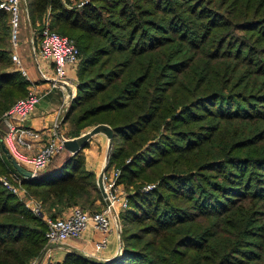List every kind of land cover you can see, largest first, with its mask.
<instances>
[{
    "label": "trees",
    "instance_id": "16d2710c",
    "mask_svg": "<svg viewBox=\"0 0 264 264\" xmlns=\"http://www.w3.org/2000/svg\"><path fill=\"white\" fill-rule=\"evenodd\" d=\"M79 1L26 0L34 26L47 19L74 37L81 61L64 135L113 129L107 169L120 168L128 205L118 211L117 258L71 251L62 264H264V0L70 7ZM9 18L0 9V173H18L42 215L101 210L87 144L62 148L35 177L17 172L1 147L5 114L30 85L12 65ZM45 230L0 182V264L40 256Z\"/></svg>",
    "mask_w": 264,
    "mask_h": 264
},
{
    "label": "built area",
    "instance_id": "2783aa9c",
    "mask_svg": "<svg viewBox=\"0 0 264 264\" xmlns=\"http://www.w3.org/2000/svg\"><path fill=\"white\" fill-rule=\"evenodd\" d=\"M88 1L80 0L78 3H72L70 7H81ZM0 9L7 11L10 15L13 67L27 76L25 66L17 51L22 17L25 15L26 19H29L27 2L26 0H0ZM47 21L46 19L44 26L40 29L37 45L32 46V56L42 78H48V76L39 62L40 59L48 63L53 70V76H50L52 86H66L68 69L79 61V48L74 40L52 30ZM72 97L71 95L70 99ZM37 99L35 93L29 92L7 110L4 118L7 127L4 143L19 162L24 161L31 165L30 170L35 176L64 148V141L67 138L59 128V122L52 126L49 133L42 129L27 127L24 124ZM29 151L33 153L28 154ZM17 174L11 172L7 177L0 174V182L11 193L23 199L24 205L36 215L41 216L46 225L44 250L40 256L33 258L28 264H52V248L63 245L70 239L79 238L88 226H92L101 234L93 242L94 250L98 253L108 245L112 230L114 228L118 231L121 230V223L117 217L118 210L127 207L128 193L124 192L121 184L118 183L119 167L112 166L103 172V185L107 192L109 205L106 204L98 211L84 210L76 205L68 208L63 215L56 217L42 215L40 203L28 195L21 182L22 179ZM8 177H11L16 183L11 182ZM154 186L155 184L149 183L144 186V189L149 190Z\"/></svg>",
    "mask_w": 264,
    "mask_h": 264
},
{
    "label": "crops",
    "instance_id": "0c3cea01",
    "mask_svg": "<svg viewBox=\"0 0 264 264\" xmlns=\"http://www.w3.org/2000/svg\"><path fill=\"white\" fill-rule=\"evenodd\" d=\"M26 20L27 19L24 15L22 17L19 31L17 51L23 61L25 69L29 73V92L35 93L38 99L33 109L30 111L27 119L24 121V124L27 127L42 129L45 130L46 133H49L52 126L56 122H59V128L62 131V127L64 125L62 120L67 108L70 105V96H74L76 93V84L68 80L66 86H52L50 76H53V70L50 67L46 68L43 66L48 78H42L41 75L38 76L40 73L38 72L37 67L33 66V63L30 62L27 54V45L30 46V49H32V46L34 45V36H27L24 33L23 27ZM69 84H71L72 87ZM103 139L104 137L102 135H98V137L95 138V142L89 141V144L83 148L85 166L87 169L94 171L96 176L101 172L106 163V151L104 153L103 150H97L100 146H103ZM105 141V145L108 147L107 138ZM101 152L102 155L99 154ZM27 153L32 154L33 152L29 151ZM100 158H102L101 161L99 160ZM20 163L28 169L31 167V165L27 162L21 161ZM100 235L99 231L95 230L92 226H88L79 238L70 239L63 245L54 246L52 248V264H62L65 255L71 251H76L86 257L103 261H110L117 258L122 251V238L120 231L114 228L109 235L108 245L98 253L94 250L93 242L98 239Z\"/></svg>",
    "mask_w": 264,
    "mask_h": 264
},
{
    "label": "water",
    "instance_id": "95a60500",
    "mask_svg": "<svg viewBox=\"0 0 264 264\" xmlns=\"http://www.w3.org/2000/svg\"><path fill=\"white\" fill-rule=\"evenodd\" d=\"M71 100H70V102H71ZM67 110H68V108H67ZM67 110H66V112H67ZM66 112H65V114H66ZM65 114H64V116H65ZM98 132H104L108 138L109 150H108V154L106 155V163H105L103 169L101 170V172L99 173V175L97 177V184H98V186L102 192V195L105 199V203L107 205H109L110 202L108 200L107 193L105 192V189H104L102 176H103V172L107 168V164H108L109 157H110V152H111V148H112V141H113V136H114L113 129L108 124H104V123L97 124V125L93 126L89 131H86V132L80 134L79 136L72 137V138H66L64 141V148H66L68 151H70L72 154H74L77 151H79L81 148L84 147V145L86 144L88 139L93 134H96ZM1 147H2L3 151L5 152V154L7 155V157L9 158L10 162L12 163L13 167L15 168V170L17 172H19L22 176H25V177H34L35 176L34 173L30 169L23 166L17 160V158L12 155V153L10 152L8 147H6V144L2 143ZM120 232H121V230H120ZM121 249H122V247H121Z\"/></svg>",
    "mask_w": 264,
    "mask_h": 264
},
{
    "label": "rangeland",
    "instance_id": "374dc122",
    "mask_svg": "<svg viewBox=\"0 0 264 264\" xmlns=\"http://www.w3.org/2000/svg\"><path fill=\"white\" fill-rule=\"evenodd\" d=\"M40 27H41V25H36V26H34L33 24H32V22H31V19H30V15H29V19H27L26 21H25V24H24V27H23V30H24V33L27 35V36H34V44L35 45H37V42L39 41V32H40ZM56 31H58V33L60 34L61 32L59 31V30H57V29H55ZM61 35H64V36H67V37H69L70 39H72V40H74V37H72V36H70V35H67V34H64V33H61ZM75 41V40H74ZM10 47H11V39H10ZM31 51H32V49H30V46H28L27 45V54H28V57H29V60H30V62L31 63H33V66H36V62H35V60L33 59V57H32V54H31ZM80 61H81V56L79 57V61H78V63L77 64H75V65H72L68 70H69V74H67V77H69V78H71V79H69L68 78V80H70V81H72L73 83H75L76 84V87H77V83H78V78H77V72H78V68H79V65H80ZM40 64H41V66H42V68H43V66L44 67H46V68H51V66L48 64V63H46L45 61H43V60H41L40 59ZM12 65H13V63H12ZM14 68V67H13ZM35 68V67H34ZM52 69V68H51ZM26 72H27V76H25L26 78L29 76V73H28V71L26 70ZM40 74H38V76H39ZM69 75V76H68ZM74 79V80H73ZM69 85H71V84H69ZM71 87H72V85H71ZM24 97V96H23ZM20 98H22V97H19V98H17L16 99V101L18 100V99H20ZM15 101V102H16ZM14 102V103H15ZM13 103V104H14ZM5 124V123H4ZM99 124H101V123H99ZM97 125V124H96ZM68 125L66 124V125H63V127H62V133L64 134L65 133V130H66V127H67ZM93 126H95V125H93ZM93 126H91V127H87L86 129H84L80 134H82V133H84V132H86V131H89ZM98 135H102L103 137H104V139L102 140V142H103V146L101 147L100 146V148H96L98 151H101V150H103V152L105 153V151H106V154H108V150H109V148L107 147V145H105L106 144V138H107V135L104 133V132H98V133H96V134H93L89 139H88V141L86 142V144H89V141L91 142H95V138H97L98 137ZM79 136V135H78ZM107 140H108V138H107ZM1 143H4V141H2ZM5 144V143H4ZM107 144H108V141H107ZM7 147V146H6ZM107 148V149H106ZM112 149V148H111ZM83 153H84V151H83ZM100 155H102V152L101 153H99ZM14 156V155H13ZM85 156V155H84ZM100 161L102 160V158H100L99 159ZM1 175H6V174H2V173H0ZM99 175V174H98ZM98 175H97V177H98ZM7 176H9V175H6V177ZM10 180H11V182H13V183H16V181H14L13 179H11V177H8ZM121 188L124 190V192H127L125 189H124V187L122 186V184H121ZM106 192V191H105ZM107 193V192H106ZM105 205H106V203H105ZM104 207V206H103ZM102 207V208H103ZM119 211V210H118ZM62 215V214H61ZM60 215V216H61ZM119 217V216H118ZM119 221H120V219H119ZM121 225V224H120Z\"/></svg>",
    "mask_w": 264,
    "mask_h": 264
}]
</instances>
